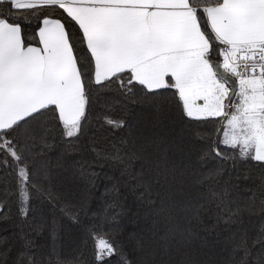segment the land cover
Masks as SVG:
<instances>
[{"label":"snow or ice","instance_id":"1","mask_svg":"<svg viewBox=\"0 0 264 264\" xmlns=\"http://www.w3.org/2000/svg\"><path fill=\"white\" fill-rule=\"evenodd\" d=\"M15 10H27V15L42 19L38 33L42 48L25 44L24 12ZM57 10H63L59 13L63 22L49 18ZM202 23L210 24L214 36L202 30ZM69 25L78 26L82 35L68 31ZM76 41L84 45L83 55L74 54ZM213 54L223 56L222 65ZM124 73L129 74L126 80ZM93 83L116 84L126 98L135 97L138 84L143 95L133 102L144 103L162 96L159 90L174 88L188 118H222L214 121L220 127L215 129V139H208L210 151L200 156L202 162L240 159L264 167V0H0V153L6 151L17 163L22 215H27L30 191L36 189L23 153L31 151L27 140L43 130L35 124L37 116L43 115L42 110H58L63 134L79 139ZM105 122L113 128L124 127V121L107 116ZM221 144L232 153L220 150ZM132 147L124 152L114 144L111 154L94 151L98 159L124 165L125 172L133 158L141 159L142 172L131 174L141 186L145 165L156 172L158 184L161 176L164 183L169 182V174L175 177L159 144L154 159L143 146L133 143ZM222 172L215 167L196 182L203 184ZM260 187L264 189V179ZM146 193L150 198V187ZM228 194V188L223 193L209 190L208 197L218 200L217 212L225 211ZM257 199L253 191L243 210L264 213V199H259L258 206ZM202 206L199 200L189 199L182 207L195 217ZM241 211L240 207L227 209L226 222ZM92 236L97 262L119 254L120 264H131L110 240L99 233ZM233 252L240 253L238 264H264V223L251 245L242 237Z\"/></svg>","mask_w":264,"mask_h":264},{"label":"trees","instance_id":"2","mask_svg":"<svg viewBox=\"0 0 264 264\" xmlns=\"http://www.w3.org/2000/svg\"><path fill=\"white\" fill-rule=\"evenodd\" d=\"M15 11L24 12L25 44L41 47L38 32L42 19L27 15V10ZM62 11L49 18L62 19ZM72 25L67 30L82 35L78 26ZM201 27L214 36L209 24ZM83 47L76 41L74 54L83 55ZM213 59L223 62V56L213 54ZM122 75L126 80L129 74ZM142 88L136 84L135 97L126 98L116 84L104 87L93 83L79 139L63 134L58 110H42L35 124L43 130L27 140L31 151L23 153L36 185L30 191L27 215L20 212L17 163L6 151L0 153V264H120L119 254L97 262L93 233L114 243L131 264H238L240 253L233 252L234 246L242 237L251 245L264 223V213L253 215L243 210L253 191L258 193L257 206L259 199H264L260 187L264 167L240 159L202 162L200 156L210 151L208 139H215V129L220 127L214 121L222 118H188L174 88L159 90L163 95L151 103L133 102L141 100ZM106 116L124 121V127L106 124ZM133 143L153 153V159L159 144L166 150L168 168L175 177L169 174V182L164 183L161 176L158 184L156 172L145 165L141 186L131 178L132 173L142 172L141 159L133 158L125 172L124 165L97 158L96 151L111 154L115 144L129 152ZM219 148L229 154L233 151L222 144ZM125 160L128 163L127 157ZM215 167L223 169L220 176L203 184L196 182ZM146 187L151 189L150 198ZM225 188L229 189L226 208L217 212L218 200L209 198L208 192L223 193ZM189 199L203 205L195 217L183 210ZM237 207L242 209L240 215L226 222L227 209Z\"/></svg>","mask_w":264,"mask_h":264},{"label":"rangeland","instance_id":"3","mask_svg":"<svg viewBox=\"0 0 264 264\" xmlns=\"http://www.w3.org/2000/svg\"><path fill=\"white\" fill-rule=\"evenodd\" d=\"M222 63H223V62H222ZM235 90H236L237 92L239 91V84H238V80L236 81ZM200 103H202V101H200Z\"/></svg>","mask_w":264,"mask_h":264},{"label":"water","instance_id":"4","mask_svg":"<svg viewBox=\"0 0 264 264\" xmlns=\"http://www.w3.org/2000/svg\"><path fill=\"white\" fill-rule=\"evenodd\" d=\"M219 63H220V61H219ZM221 65H222V63H220ZM221 70H223V69H221ZM233 79H235L234 77H233Z\"/></svg>","mask_w":264,"mask_h":264},{"label":"crops","instance_id":"5","mask_svg":"<svg viewBox=\"0 0 264 264\" xmlns=\"http://www.w3.org/2000/svg\"><path fill=\"white\" fill-rule=\"evenodd\" d=\"M209 25H210V24H209ZM42 26H43V25H42ZM42 26H41V27H42ZM38 33H39V32H38ZM41 48H42V45H41ZM222 64H223V63H222Z\"/></svg>","mask_w":264,"mask_h":264}]
</instances>
